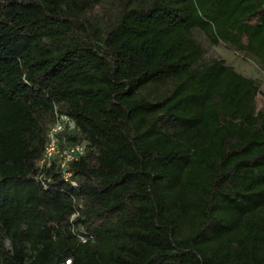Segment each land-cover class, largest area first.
<instances>
[{
  "label": "trees",
  "instance_id": "1",
  "mask_svg": "<svg viewBox=\"0 0 264 264\" xmlns=\"http://www.w3.org/2000/svg\"><path fill=\"white\" fill-rule=\"evenodd\" d=\"M194 29L264 66V0H0V264H264L260 85Z\"/></svg>",
  "mask_w": 264,
  "mask_h": 264
},
{
  "label": "built area",
  "instance_id": "2",
  "mask_svg": "<svg viewBox=\"0 0 264 264\" xmlns=\"http://www.w3.org/2000/svg\"><path fill=\"white\" fill-rule=\"evenodd\" d=\"M78 127L70 116L55 111L54 121L47 131V140L42 155L36 162L35 177L40 183L46 185L50 181L47 175V168L52 164L55 165L56 171L60 172L65 180H69L76 185V180L72 177L70 163L78 160L86 152L87 142L85 140H77L66 142L65 139L69 135L76 134ZM77 212H73L72 217ZM83 240L84 237L80 236ZM69 260H66L68 262Z\"/></svg>",
  "mask_w": 264,
  "mask_h": 264
},
{
  "label": "rangeland",
  "instance_id": "3",
  "mask_svg": "<svg viewBox=\"0 0 264 264\" xmlns=\"http://www.w3.org/2000/svg\"><path fill=\"white\" fill-rule=\"evenodd\" d=\"M193 33L195 38L204 46L206 55L218 57L225 63L234 66L241 73L258 80L260 92L256 97L257 108L264 109V66L250 54L239 53L234 47L224 42L212 43L206 34L199 29H194Z\"/></svg>",
  "mask_w": 264,
  "mask_h": 264
}]
</instances>
